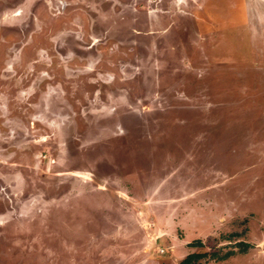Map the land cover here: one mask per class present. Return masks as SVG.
Returning a JSON list of instances; mask_svg holds the SVG:
<instances>
[{"label":"rangeland","instance_id":"374dc122","mask_svg":"<svg viewBox=\"0 0 264 264\" xmlns=\"http://www.w3.org/2000/svg\"><path fill=\"white\" fill-rule=\"evenodd\" d=\"M190 255L264 264V0H0V264Z\"/></svg>","mask_w":264,"mask_h":264},{"label":"trees","instance_id":"16d2710c","mask_svg":"<svg viewBox=\"0 0 264 264\" xmlns=\"http://www.w3.org/2000/svg\"><path fill=\"white\" fill-rule=\"evenodd\" d=\"M193 257L194 258H197L195 261H194V263L193 264H196V262H197V260H198V255H190L186 260H184L183 262H182V264H191V261L193 260Z\"/></svg>","mask_w":264,"mask_h":264},{"label":"built area","instance_id":"2783aa9c","mask_svg":"<svg viewBox=\"0 0 264 264\" xmlns=\"http://www.w3.org/2000/svg\"><path fill=\"white\" fill-rule=\"evenodd\" d=\"M164 251H161V253H163Z\"/></svg>","mask_w":264,"mask_h":264},{"label":"bare ground","instance_id":"6f19581e","mask_svg":"<svg viewBox=\"0 0 264 264\" xmlns=\"http://www.w3.org/2000/svg\"><path fill=\"white\" fill-rule=\"evenodd\" d=\"M31 59V58H30Z\"/></svg>","mask_w":264,"mask_h":264}]
</instances>
